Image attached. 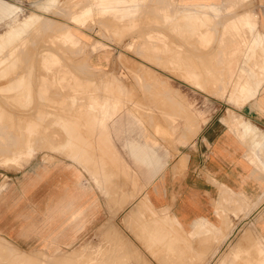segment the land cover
Returning <instances> with one entry per match:
<instances>
[{
    "label": "rangeland",
    "instance_id": "374dc122",
    "mask_svg": "<svg viewBox=\"0 0 264 264\" xmlns=\"http://www.w3.org/2000/svg\"><path fill=\"white\" fill-rule=\"evenodd\" d=\"M44 2L0 0V9L13 11L6 16L8 28L0 23V34L31 12L40 16L24 41L13 44L18 49L15 46L0 67V189L29 166L61 161L75 164L84 172L86 186L94 189L95 201L99 200L98 223L90 225L74 246L62 251L22 248L0 237V264H51L55 258L53 264H80L81 260L82 264H109L119 262L121 256L120 261L128 258L125 262L129 264H262L264 188L259 206L254 208L255 223L252 208L239 211L225 205L226 211L217 213L216 224L197 220L191 234L186 235L167 211H156L148 203L142 187L145 169L134 163L125 143L142 142L145 137L158 141V153L167 154L168 165L182 152L195 148L215 123L248 120L241 114L242 106L254 94L260 98L264 93V55L256 46L260 31L264 32V0H104L103 5L89 0L85 6V0H56L57 8L49 10L41 8ZM181 3L188 8L196 3H214L220 11L214 17L208 11L213 20L203 19L201 25L198 19L183 15ZM246 13L250 24H236L234 16ZM226 24L232 29L225 31ZM63 26L68 27L61 34ZM64 33L72 34L77 44L61 40ZM226 54L234 59L228 63L226 58L221 66L218 59ZM208 75L219 77L221 84L219 79H210L211 85ZM246 91L249 99L244 102ZM110 97L120 118L108 127L107 141L106 129L98 126L106 119V112H101L98 102ZM127 110L141 124L128 114L124 116ZM174 117L178 127L173 133ZM246 127L253 129L246 124L243 133ZM257 127L264 135V126ZM258 153L260 161H253V151L249 159L259 163L263 176L264 146ZM87 173L97 178L96 184ZM163 227L167 228L165 235Z\"/></svg>",
    "mask_w": 264,
    "mask_h": 264
},
{
    "label": "crops",
    "instance_id": "0c3cea01",
    "mask_svg": "<svg viewBox=\"0 0 264 264\" xmlns=\"http://www.w3.org/2000/svg\"><path fill=\"white\" fill-rule=\"evenodd\" d=\"M6 22V15L0 10V23L8 28ZM258 99L261 100H251L242 106L241 114L248 120L231 121L228 125L215 123L195 148L182 152L168 165L167 154L158 153V141L145 137L142 142L125 143L134 163L145 169L146 183L142 187L148 203L156 211H167L186 235L197 220L216 224L218 211H226L230 206L239 211L252 208L251 218L255 223L254 208L259 206L264 188L259 163L249 159V152L253 151V161L261 160L257 126H264V98ZM126 114L141 124L130 111ZM119 116L117 112L107 124V141L108 127ZM175 120L171 126L173 133L178 127ZM246 124L255 129L254 133L241 131ZM128 172L135 175L131 170ZM94 197V189L86 186L84 172L75 164L61 161L29 166L9 178L0 189V237L22 248L38 247L50 252L69 249L90 225L98 223L95 216L99 200L95 201ZM225 205L228 207L224 208Z\"/></svg>",
    "mask_w": 264,
    "mask_h": 264
},
{
    "label": "bare ground",
    "instance_id": "6f19581e",
    "mask_svg": "<svg viewBox=\"0 0 264 264\" xmlns=\"http://www.w3.org/2000/svg\"><path fill=\"white\" fill-rule=\"evenodd\" d=\"M88 1L89 0H85V4H82L83 6H85L87 3H88ZM147 1H153V0H147ZM171 1V0H170ZM67 2V1H66ZM83 3H84V1H83ZM98 3L100 4V5H103L104 4V0H98ZM170 3V2H169ZM56 0H45V2H44V4L41 6V8L42 9H44V10H49L50 8H53V7H55L56 5ZM147 4H148V2H147ZM182 4V6L181 7H179L180 8V11L183 13V15L185 14V15H188V16H190V18H196V19H198L199 20V22H201V25H203L202 24V21H203V19H204V21L205 20H209V21H211L212 22V18L210 17V15H208L209 13H208V11H210L211 13H213V17L214 16H217V14L219 13V11H220V9H219V7H217V5H215L214 3H200V4H195V5H193L192 7H190V8H188V7H184V5H183V3H181ZM145 5V4H144ZM171 5V4H170ZM169 5V6H170ZM80 6V5H79ZM137 6H138V4H137ZM140 6V5H139ZM147 7H148V5H146ZM152 6V5H151ZM169 6H166V7H169ZM172 6V5H171ZM170 6V7H171ZM81 7V6H80ZM56 8H57V6H56ZM68 8H70V7H68ZM79 8V7H78ZM94 8V7H93ZM137 8V7H136ZM140 9H141V7H139ZM143 8V7H142ZM146 8V7H145ZM149 8H151V7H149ZM148 8V9H149ZM161 8H163V7H161ZM64 9H66V8H64ZM64 9H62V10H64ZM71 9V8H70ZM69 9V10H70ZM152 9V8H151ZM1 10V12L4 14V15H6V16H8V15H10V14H12L13 13V11H11V9L10 8H4V9H0ZM60 10V9H59ZM68 10V9H67ZM145 10V9H144ZM61 11V10H60ZM143 11V10H142ZM149 11V10H148ZM147 11V12H148ZM175 11H177V10H175ZM64 12H66V10H64ZM70 12V11H69ZM72 12V11H71ZM66 13H68V12H66ZM73 13V12H72ZM151 13V12H150ZM180 13V12H179ZM138 14V13H137ZM249 13H246V14H243V15H239V16H234V21H235V23L236 24H241V22L242 21H244L247 25H249L250 24V22H251V18H250V15H248ZM68 16H70L71 15V13H69V14H67ZM97 15V14H96ZM96 15H94V16H96ZM166 15V14H165ZM170 15V14H169ZM180 16V15H179ZM182 16V15H181ZM212 16V15H211ZM105 17V16H104ZM131 17V16H130ZM130 17L128 18L129 20H130ZM98 18V17H97ZM106 18V17H105ZM105 18H103V19H105ZM109 18V17H108ZM131 18H134V16L133 17H131ZM183 18V17H182ZM96 19V18H95ZM100 19V18H99ZM107 19V18H106ZM111 19V18H110ZM40 20V16L39 15H37V14H34V13H30L26 18H23L21 21H19V22H17L15 25H13V26H11L7 31H5V32H3V33H1L0 34V67H2V64L4 63V62H6L9 58H10V55L12 54V52H14V47L15 46H17V49H18V45H14L13 46V44L14 43H16L17 41H24L23 39L25 38V36H26V34L30 31V29L33 27V26H35L37 23H38V21ZM66 20V19H65ZM69 20H70V18H69ZM125 20H126V18H125ZM129 20H127V21H129ZM152 20V19H151ZM156 20V19H155ZM197 20V21H198ZM202 20V21H201ZM253 20V19H252ZM94 21V20H93ZM132 23L134 22V21H132V19L130 20ZM157 21V20H156ZM113 22H114V20H113ZM123 22V21H122ZM140 22V21H139ZM162 22V21H161ZM117 23V22H116ZM125 23H126V21H125ZM129 23V22H128ZM204 23V22H203ZM208 23V22H207ZM210 23V22H209ZM99 24V23H98ZM156 24V23H155ZM159 24V23H158ZM197 24H198V22H197ZM206 23H204V25H205ZM231 24H233V23H231ZM74 25V24H73ZM167 25H169V24H167ZM207 25H209V24H207ZM60 26V25H59ZM69 26V25H68ZM68 26H63L62 27V29H64L63 31H61L60 33L62 34L63 32H65V30H66V28L68 27ZM190 26V25H189ZM234 26V25H233ZM85 27V26H84ZM198 27V26H197ZM203 27H205V26H202V28ZM239 27V26H238ZM58 28H60V27H58ZM61 29V30H62ZM198 29V28H197ZM206 29V28H205ZM209 29V28H208ZM207 29V30H208ZM225 31L227 30H231L232 28L228 25V24H226L225 26H224V28H223ZM236 29V28H235ZM202 30V29H201ZM204 31V30H203ZM247 32V31H246ZM248 33V32H247ZM252 33V32H251ZM238 34V33H237ZM240 34V33H239ZM214 35V34H213ZM241 35V34H240ZM228 36V35H227ZM224 38V37H223ZM222 38V39H223ZM228 38V37H227ZM247 38V37H246ZM60 39L61 40H63L65 43H67V44H70V45H72V46H74V45H76L77 44V42H76V39H75V37L72 35V34H68V33H64L63 34V36H60ZM221 39V38H220ZM221 39V40H222ZM247 39H249V38H247ZM197 40H199L198 38H197ZM231 40V39H230ZM244 40V39H243ZM224 41V40H223ZM232 41V40H231ZM234 41V43L236 42V40H233ZM232 41V42H233ZM196 42H198V41H196ZM240 42V41H239ZM244 42V41H243ZM247 42V41H246ZM227 43V42H226ZM257 47L258 48H260V51L263 53V55H264V32L262 33L261 31H260V33H259V37H258V39H257ZM243 44V43H242ZM241 44V45H242ZM11 45L13 46L12 48H10V49H8V51L6 52L5 50L8 48V47H11ZM20 45V44H19ZM232 45V44H231ZM246 45V44H245ZM243 46H244V44H243ZM249 46H250V44H249ZM239 47H241V46H239ZM238 47V48H239ZM246 47V46H245ZM247 48H249V47H247ZM253 50H254V48H253ZM243 51H244V49H243ZM248 51V50H247ZM6 52V53H5ZM18 52V51H17ZM251 52V51H250ZM254 52V51H253ZM238 54H239V52H237ZM252 53V52H251ZM250 53V54H251ZM74 54V53H73ZM255 54V53H254ZM78 55V54H77ZM59 56V55H58ZM214 56H215V54H214ZM241 56V55H240ZM212 57V56H211ZM228 57V55L226 54L224 57H222L221 59H218L220 62H221V66H222V62L223 63H225L224 62V60L226 59ZM248 57H249V55H248ZM258 57V56H257ZM229 58H227V60H228ZM234 59V58H233ZM233 59H231V57H230V59L227 61L228 63L230 62H232L233 61ZM236 59V58H235ZM100 60V59H99ZM208 60V59H207ZM214 60V59H213ZM255 60V59H254ZM238 60L236 59V62H237ZM247 61H248V59H247ZM252 62H253V57H252V60H251ZM205 62V61H204ZM214 62V61H213ZM256 62V61H255ZM210 63H212V62H210ZM250 63V62H249ZM254 63V62H253ZM204 64V63H203ZM233 64L235 65V63L233 62ZM252 64V63H251ZM260 64H261V62H260ZM198 65V64H197ZM207 65H208V63H207ZM214 65V64H213ZM218 65H220V63L218 64ZM227 65V64H226ZM253 65V64H252ZM214 66H216L217 67V65L215 64ZM257 66H258V64H257ZM263 67V70H264V65H262ZM92 67V66H91ZM236 67H237V65H236ZM3 68V67H2ZM230 68V67H229ZM213 69V68H212ZM217 69V68H216ZM226 68H224V70H225ZM228 69V68H227ZM225 70V71H228L229 72V69L228 70ZM12 70V69H11ZM10 70V71H11ZM14 70V69H13ZM9 71V70H8ZM187 73H188V77H190L191 76V71H186ZM197 72V71H196ZM195 72V73H196ZM202 72V71H201ZM201 72H199V73H201ZM219 72L221 73V70H219ZM222 72H224V71H222ZM211 73V72H210ZM239 73V72H238ZM237 73V74H238ZM261 73V72H260ZM9 74V73H8ZM197 74V73H196ZM216 74V73H215ZM198 76H199V74H197ZM217 75V74H216ZM6 76V75H5ZM197 76V77H198ZM209 76V75H208ZM229 76V75H228ZM205 77H206V75H205ZM235 77V76H234ZM201 78H199V79H197V80H199V82H201V80H200ZM208 82H210L211 80L210 79H219V82H220V78L219 77H214V76H209L208 77ZM235 80L237 79V77H235L234 78ZM228 80V79H227ZM20 81V80H19ZM18 81V82H19ZM22 81V80H21ZM208 82L206 83V84H208ZM222 82V81H221ZM221 82H220V84H221ZM224 82V81H223ZM6 83V82H5ZM211 83H213V81L212 82H210V84ZM217 84H218V82H216ZM226 83H227V81H226ZM225 83V84H226ZM18 84V83H17ZM20 84H22V82L20 83ZM224 84V85H225ZM235 84V83H234ZM212 85V84H211ZM214 85H215V83H214ZM234 86V85H233ZM263 86H264V84H263ZM262 86V87H263ZM214 87H216V85L214 86ZM218 87V86H217ZM13 88V87H12ZM211 88H213L212 86H211ZM205 89H206V87H205ZM217 89H219V88H217ZM222 89V88H221ZM231 89H232V87H231ZM233 89H234V87H233ZM17 90V89H16ZM220 90V89H219ZM215 91H216V89H215ZM218 91V90H217ZM231 91H233V90H231ZM238 91V90H237ZM261 91V90H260ZM108 92V91H107ZM238 94V93H237ZM248 92L246 91V92H244L243 93V98H242V100L245 102H247L248 101ZM261 94V93H260ZM264 95V93L262 94V96ZM107 96V95H106ZM256 96H257V94L255 95L254 94V97L252 98V100H261V99H258V98H256ZM109 100H102V102L101 103H99L98 102V104H99V107H100V110H101V112L102 113H104V112H106V113H104V116H106V119L105 120H103V123H98V126H101V127H103L104 129H106L105 131H107V124L109 123V121L112 119V117L116 114L115 113V108H116V102L115 103H111L112 101L110 100L111 99V97L110 98H108ZM96 100H97V98H96ZM100 100V99H99ZM98 100V101H99ZM113 100V99H112ZM97 103V102H96ZM125 103V102H124ZM124 105V104H123ZM91 106V105H90ZM254 108V107H253ZM252 108V109H253ZM107 109V110H106ZM90 110H91V107H90ZM95 110L97 111V108H95ZM104 111V112H103ZM238 113V112H237ZM96 114L94 113V115L93 116H95ZM96 117H97V115H96ZM95 118V117H94ZM232 118V117H231ZM102 119V118H101ZM248 119V118H247ZM93 120V122H95L96 123V120L94 121V119H92ZM100 122V121H99ZM233 122V121H232ZM110 123H111V121H110ZM68 124H69V122H68ZM71 125V124H70ZM69 126V125H68ZM67 126V127H68ZM97 126V127H98ZM64 127H66L65 125H64ZM70 128V127H69ZM67 129V128H66ZM76 129V128H75ZM102 129V128H101ZM158 129V128H157ZM254 130L255 129H250V127H246V129L244 130V134H246V132H250V133H254ZM68 131V130H67ZM256 131H257V129H256ZM69 132H71V131H69ZM68 132V133H69ZM105 134V133H104ZM107 134V133H106ZM237 136V135H236ZM258 136H256V138H257ZM258 139V138H257ZM252 140V139H251ZM257 141V140H256ZM258 143L256 142V145H257ZM254 145V144H253ZM260 146L262 147V146H264V135H262V133H260ZM258 148V147H257ZM256 150V149H255ZM29 151V150H28ZM257 151V150H256ZM251 152V151H250ZM252 156V155H251ZM12 156H9V157H5V159L6 160H9L10 158H11ZM18 157V156H17ZM77 157V156H76ZM4 160V159H3ZM256 161V160H255ZM261 163V162H260ZM263 163V162H262ZM61 165V164H60ZM62 166H64V165H62ZM262 166L264 167V163L262 164ZM67 168V167H66ZM88 174V176L90 177V179H92V181H93V183L94 184H96L97 183V178H95V177H93L92 175H90L89 173H87ZM97 175V174H96ZM101 183V182H100ZM99 185V184H98ZM100 189V188H99ZM68 191V190H67ZM99 191V190H98ZM65 198V197H64ZM90 203H92V201L90 202ZM252 206V205H251ZM51 207V206H50ZM58 208V207H57ZM59 209V208H58ZM83 210V209H82ZM250 210V209H249ZM87 211V210H86ZM83 212H85V211H83ZM88 212V211H87ZM87 212H85V213H87ZM83 214V213H82ZM222 215V214H221ZM246 215V214H245ZM82 216V215H81ZM87 218V217H86ZM223 221V220H222ZM222 223V222H221ZM151 224V223H150ZM150 224H149V226H150ZM154 224V223H153ZM158 224V223H157ZM159 226H160V224H159ZM161 226H162V224H161ZM154 227H156V226H154ZM151 228H153V226H151ZM150 228V229H151ZM156 228H158V226L156 227ZM164 228V230H163V234L164 233H166V229H165V227H163ZM0 229H2V228H0ZM4 229V228H3ZM150 229H149V231H150ZM158 229H160V228H158ZM179 229V228H178ZM224 229V228H223ZM161 230H162V228H161ZM175 229L173 228V231H174ZM191 230H192V227H191ZM220 230V229H219ZM227 230H228V228H227ZM77 231V230H76ZM154 231V230H153ZM156 231H157V229H156ZM155 231V232H156ZM165 231V232H164ZM197 231V230H196ZM168 232V231H167ZM6 233V232H5ZM72 233V232H71ZM156 233H158V232H156ZM155 233V235H157ZM223 233V232H222ZM9 234V233H8ZM175 234H176V231H175ZM179 234V233H178ZM181 234H182V232H181ZM190 234H191V232H190ZM225 234V233H224ZM153 235V234H152ZM158 235H160V233H158ZM158 235L157 236H155V238L157 237L158 239H159V237H158ZM165 235V234H164ZM163 235V236H164ZM180 235V234H179ZM183 235V234H182ZM70 236V235H69ZM154 236V235H153ZM221 236V235H220ZM166 237V236H165ZM173 235H172V239H173ZM211 237V236H210ZM67 238H69V237H67ZM181 238H182V236H181ZM219 238V237H218ZM150 239H153L152 237H150ZM165 239V238H164ZM175 239V238H174ZM179 239H180V237H179ZM185 239V238H184ZM211 239V238H210ZM154 240V239H153ZM161 240V242H162V239H160ZM167 241H168V243L170 244V242L172 241V240H170L169 241V238L168 239H166ZM188 240V239H187ZM202 240V239H201ZM220 240V239H219ZM177 240H175V242H176ZM185 241V240H184ZM198 241V240H197ZM204 241V240H203ZM202 241V242H203ZM158 242H159V240H158ZM163 242H165V241H163ZM175 242H173V244L175 243ZM177 242H180V241H177ZM176 242V243H177ZM69 243V242H68ZM187 243V242H186ZM198 243V242H197ZM204 243V242H203ZM255 243H256V241H255ZM32 244V243H31ZM190 244V243H189ZM202 244V243H201ZM49 245V244H48ZM71 245V244H70ZM166 245H168V244H166ZM203 245V244H202ZM214 245V244H213ZM218 245H219V243H218ZM206 246V245H205ZM240 246V245H239ZM169 247H171V246H169ZM192 247V246H191ZM199 247V246H198ZM209 247H211V246H209ZM239 248V247H238ZM170 249V248H169ZM188 249H189V247H188ZM257 249H258V246H257ZM261 249V248H260ZM37 250V249H36ZM179 250H181V248H179ZM210 250H211V248H210ZM233 250V249H232ZM256 250V249H255ZM171 251H172V249H171ZM183 251H184V249H183ZM191 251V250H190ZM207 251V250H206ZM229 251V250H228ZM244 251V250H243ZM250 251V250H249ZM174 252V251H173ZM182 252V251H181ZM189 252V251H188ZM192 252V251H191ZM260 252V251H259ZM261 252H263L262 250H261ZM172 253V252H171ZM176 253V252H175ZM184 253V252H183ZM182 253V254H183ZM193 253V252H192ZM204 253V252H203ZM102 254V253H101ZM260 254V253H259ZM262 254V256H260L261 258H260V263L261 262H263L262 264H264V252L263 253H261ZM260 254V255H261ZM62 255V254H61ZM118 255V254H117ZM116 254H115V256H116V260L118 259ZM125 255V254H124ZM184 255V254H183ZM186 255H188V254H186ZM193 255H195V254H193ZM198 255H199V252H198ZM228 255V254H227ZM66 256H67V254H66ZM66 256L64 257V259L66 258ZM69 256V255H68ZM67 256V257H68ZM126 256V255H125ZM175 256V255H174ZM60 257V256H59ZM72 257V256H71ZM70 257V258H71ZM104 257V256H103ZM107 257H109V255L108 256H106V261L105 262H107L108 261V258ZM176 257V256H175ZM180 257H181V255H180ZM187 257V256H186ZM256 257V256H255ZM105 258V257H104ZM110 258H111V255H110ZM121 258H122V256H121ZM121 258H119V262H117L118 264H129V263H126L125 261H127L128 260V258H127V260H125L124 262H121V261H123V260H121ZM205 258V257H204ZM253 258V257H252ZM51 259V258H50ZM56 259V258H55ZM55 259L54 260H52V263L51 264H53L54 262L53 261H55ZM74 259V258H73ZM123 259V258H122ZM244 259V258H243ZM62 260V259H61ZM67 260H70L69 258H67ZM67 260H65V261H67ZM102 260H104V259H102ZM111 260V259H110ZM112 260H115V257H114V259H113V255H112ZM121 260V261H120ZM199 260H201V258H199ZM59 261H60V259H59ZM79 261V260H78ZM82 261L84 262V260H81V262H80V264H82ZM88 261V260H87ZM258 261V260H257ZM109 262V261H108ZM107 262V263H108ZM215 262V261H214ZM23 263H26L25 261H23ZM35 263H36V260H35ZM50 263V262H49ZM56 263V262H55ZM61 263H63V262H61ZM77 263V262H76ZM75 263V264H76ZM104 263V262H103ZM117 264L116 263V261L115 262H112L111 261V263L109 262V264ZM178 263V262H177ZM192 263V262H191ZM41 264H43V263H41ZM72 264H73V261H72ZM105 264V263H104ZM185 264V263H184ZM256 264V263H255ZM259 264V263H258Z\"/></svg>",
    "mask_w": 264,
    "mask_h": 264
}]
</instances>
